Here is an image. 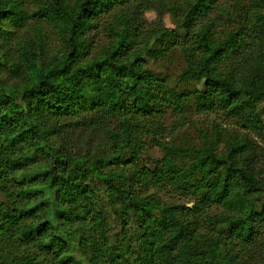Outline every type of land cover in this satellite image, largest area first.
<instances>
[{"label":"trees","instance_id":"obj_1","mask_svg":"<svg viewBox=\"0 0 264 264\" xmlns=\"http://www.w3.org/2000/svg\"><path fill=\"white\" fill-rule=\"evenodd\" d=\"M156 2L174 30L136 17L149 0H0V264H264V0ZM170 51L193 88L148 67ZM168 112L208 117L197 146L165 141ZM77 128L104 146L68 150ZM147 139L162 156L141 164Z\"/></svg>","mask_w":264,"mask_h":264},{"label":"rangeland","instance_id":"obj_2","mask_svg":"<svg viewBox=\"0 0 264 264\" xmlns=\"http://www.w3.org/2000/svg\"><path fill=\"white\" fill-rule=\"evenodd\" d=\"M30 4L32 5V2L34 0H29ZM181 3V2H180ZM149 8L148 10H145L143 13H139L136 15L138 19H142L144 21L145 27H151L152 25H155L158 17V11L162 13V20L164 27H166L168 30H174L175 29V23L173 22L170 14L167 12V8L164 6H161L160 3L156 2L153 3V0H149ZM158 6V7H157ZM133 6L128 5L127 6H120L114 9L113 12L103 15L101 20L98 23V34L97 39L105 38L104 36V30L102 33L100 32L101 29H103L104 25H107L108 23L114 24L116 21L115 16L119 14H126L125 12H128V8H132ZM221 7H229V3L222 1ZM218 12H214L212 14V18H217ZM229 22L225 21L222 23L221 21H218V25L216 26V30L222 29L221 26H228ZM22 34V31L20 35ZM148 67L152 72L159 73L161 75H164L167 77L169 85L171 88L174 89H180V88H187L191 89L195 85L193 82L189 83H180L178 81V77L181 74L182 68L184 67V62L179 54L178 51H170L168 55L165 58H161L158 60H148ZM10 83H13L11 81ZM15 84H20L18 81L15 82ZM169 114L163 121V128L164 132L163 135L165 136L164 139L166 142H174L177 145L181 147L195 145L197 146L199 141V135L200 131L203 129H206V126H208V117H205L204 115H198V114H190L189 123L184 126H175V124L179 121L182 123V120L178 118L177 114L174 112H168ZM100 130V129H99ZM64 130L61 133V140L60 142H63V145H66L64 147H68V150H72L76 152L79 155H84L88 153H92L93 151H99L101 147L104 146V141L106 140V136L104 135V132L99 131L95 132L92 130H82L81 128H77L76 130H72L71 133H67L66 137L63 136ZM66 133V132H65ZM143 145V152L140 155V163L141 164H147L152 159H159L162 156L161 150L159 147L154 145L151 140H142ZM96 200L99 203L102 212L104 215L107 216V221L109 223V241L111 243L115 242L117 243L118 239L120 238L121 234V227L120 223L117 220L116 211L119 210L117 207H111L108 202L107 194L104 192V190L98 186L96 188ZM162 200L166 203H175V204H184L187 206H192L193 202L192 199L182 196V195H161ZM211 213H216L222 211V209L218 208H211ZM200 224V222H199ZM201 253L199 252H191L185 254V261L187 263H192L197 257H199Z\"/></svg>","mask_w":264,"mask_h":264}]
</instances>
